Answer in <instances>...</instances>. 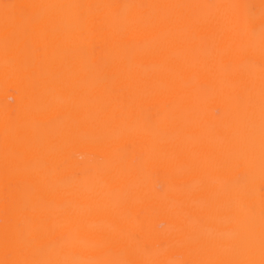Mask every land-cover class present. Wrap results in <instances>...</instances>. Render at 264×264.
Listing matches in <instances>:
<instances>
[{
    "label": "bare ground",
    "instance_id": "obj_1",
    "mask_svg": "<svg viewBox=\"0 0 264 264\" xmlns=\"http://www.w3.org/2000/svg\"><path fill=\"white\" fill-rule=\"evenodd\" d=\"M0 264H264V0H0Z\"/></svg>",
    "mask_w": 264,
    "mask_h": 264
}]
</instances>
